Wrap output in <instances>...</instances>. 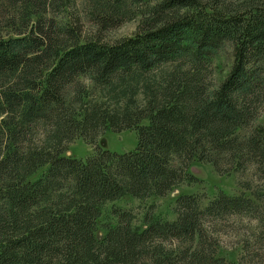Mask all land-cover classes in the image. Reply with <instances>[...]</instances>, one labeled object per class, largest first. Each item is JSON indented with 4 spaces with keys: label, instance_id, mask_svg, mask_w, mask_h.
I'll list each match as a JSON object with an SVG mask.
<instances>
[{
    "label": "trees",
    "instance_id": "trees-1",
    "mask_svg": "<svg viewBox=\"0 0 264 264\" xmlns=\"http://www.w3.org/2000/svg\"><path fill=\"white\" fill-rule=\"evenodd\" d=\"M79 6L0 0V264H264V187L251 183L250 194L207 203L181 194L173 220L152 207L136 225L114 208L97 236L106 204L196 182L195 160L264 177V0ZM138 18L135 34L102 36ZM228 43L237 62L216 83L213 60ZM125 130L137 132L133 150L97 143ZM79 138L96 152L68 155ZM227 227L243 245L237 263L219 255Z\"/></svg>",
    "mask_w": 264,
    "mask_h": 264
},
{
    "label": "rangeland",
    "instance_id": "rangeland-1",
    "mask_svg": "<svg viewBox=\"0 0 264 264\" xmlns=\"http://www.w3.org/2000/svg\"><path fill=\"white\" fill-rule=\"evenodd\" d=\"M257 1V0H228L229 3L238 6L240 4ZM79 9L83 10L84 0H78ZM87 27L92 24L86 22ZM139 18L123 23L117 28H112L103 33V37L108 41H115L119 38L131 36L138 30ZM238 58V48L228 43L225 48L213 60L214 80L220 83L225 80L231 73ZM255 126L264 129V103L258 116ZM101 147L111 149L113 151L125 152L135 149L138 143V135L135 130H125L122 132L107 131L101 135L97 142ZM96 152V145L89 141L79 138L72 143L67 152L78 158H86ZM45 168L39 170L34 178H38ZM191 172L198 178L196 182H183L175 186L165 196H151L148 198H135L132 196L123 197L115 202L105 205L103 215L100 218V225L97 236L103 238L105 235V227L109 222H116L112 211L114 208L131 210L135 216L134 223L142 225L145 213L153 207L156 216L163 219L173 220L177 217L175 211L176 200L181 194H199L203 196V203L214 198L220 191H224L230 195H237L241 192L250 194L246 189L247 184L251 183L254 188L264 187V177L260 175L255 168H250L244 172L219 173L214 165L209 162L195 160L191 165ZM264 190V188L262 189ZM245 224V223H242ZM230 226V225H228ZM244 226H242L243 228ZM231 227H227V233L223 234L221 245L219 247V255L228 261L237 263L244 254L243 245L239 242L240 237L236 236Z\"/></svg>",
    "mask_w": 264,
    "mask_h": 264
}]
</instances>
